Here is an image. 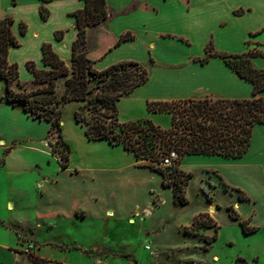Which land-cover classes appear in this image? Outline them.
I'll return each mask as SVG.
<instances>
[{
	"label": "crops",
	"instance_id": "1",
	"mask_svg": "<svg viewBox=\"0 0 264 264\" xmlns=\"http://www.w3.org/2000/svg\"><path fill=\"white\" fill-rule=\"evenodd\" d=\"M13 1L4 6L0 0V16L9 13L16 17L13 32L20 38L19 47L23 46L24 37L28 39L23 53H16L23 55L22 65L25 66L29 58H34L38 68H49L42 60L44 42L51 43L53 50L68 64L79 32L77 17L73 13L85 7V0ZM41 5L49 11L47 19L41 16ZM106 5L108 18L87 28L88 34L96 33L95 43L88 53L94 61L93 67L101 71L120 62L136 61L147 68L149 75L144 84L118 101L120 122L150 119L163 128H169L171 114L150 111L149 101L207 97L243 99L253 96L252 83L241 77L223 57L214 55L204 62L202 59L207 55L209 43H212L214 51L222 53L262 51L264 0H106ZM132 5L135 8L129 10ZM32 17L33 25L29 22ZM25 20L29 23L27 35L22 34L19 27ZM58 30L64 31L61 39L56 38ZM126 32H131L134 37L115 46L118 38ZM28 45L36 50L35 57L27 56ZM14 48L17 47H11L9 51L10 63L17 60L13 56ZM251 61L254 67L264 70V55L254 56ZM70 103H75L74 112L83 104L82 101H70L63 108ZM0 108L16 116V119L11 116L14 121L10 126L3 125L0 118V141L4 146H12L17 141L27 142L28 146H38L51 157V162H55L50 175L52 178L42 179L37 185L36 204L33 206L37 220L52 223L66 218L78 222L89 216L108 220L117 214L131 216L134 209L160 216L166 205L174 203L173 187L163 184L162 174L141 164V159L122 144L113 145L106 139H89L85 127L76 121L80 126H75V135L65 133L62 128L63 140L71 147L69 165L62 169L47 143L51 122L33 119L6 99ZM41 123L46 124L42 134ZM227 164L247 165L264 174L263 123L254 126L251 146L243 157L187 155L178 168L193 176L199 169L210 177L212 174L221 176L220 169ZM249 196L255 202L254 197ZM241 201L245 200H235L234 206ZM10 204L14 206V203ZM212 204L218 203L214 200L208 202L207 208L199 211L190 223L199 213L206 211H212V219L217 222V215H214L217 210ZM252 217L241 218L251 221ZM132 220L135 222L136 218L130 217L129 222ZM251 226L257 230L264 228V225ZM205 228L215 230V227H202V230ZM0 234V264H22L12 230L0 225ZM213 242L208 245L213 246ZM213 259L218 261L219 257Z\"/></svg>",
	"mask_w": 264,
	"mask_h": 264
},
{
	"label": "trees",
	"instance_id": "2",
	"mask_svg": "<svg viewBox=\"0 0 264 264\" xmlns=\"http://www.w3.org/2000/svg\"><path fill=\"white\" fill-rule=\"evenodd\" d=\"M49 2L52 0H41ZM132 5L130 9H134ZM43 19L49 17V11L41 5ZM77 17L78 37L74 41L70 66L53 50L52 44L42 45V60L48 69H40L34 61L26 63L34 74L29 83L19 78V65L10 63L8 56L11 47H19V39L13 32L15 22L12 16L0 18V79L6 82L5 98L16 105L20 103L33 119L51 122L52 134L57 130V140H49L53 151L57 152V144L63 145L59 150V164L62 169L69 165L70 144L62 137V106L70 101H82L83 105L75 113V120L85 127L89 139H106L113 145L122 144L127 150L135 153L137 159H149L145 164L157 170L163 176V184L173 187L175 204H188L186 187L192 173L184 172L178 167L169 173L168 168L160 166L162 158L171 150H175L179 158L178 164L187 155H218L224 158H241L249 150L253 128L258 123L264 124V70L253 66L251 58L264 55V52L252 49L244 54L222 53L213 50L212 43L206 47L207 55H219L243 78L253 85V96L243 99L204 98L181 99L173 101H149L148 109L153 112L170 113L171 126L163 128L150 119H139L120 122L118 117V101L144 84L148 79L147 68L136 61H124L107 69L97 70L94 61L88 56L90 38L87 28L101 23L109 16L106 0H85V7L73 13ZM22 34L27 32V24L20 22ZM56 38L64 36L63 30L56 32ZM131 32L122 34L115 43L130 40ZM93 41V40H91ZM66 77V86L60 98H55L56 81ZM95 81L94 86L90 84ZM17 87L18 89H16ZM94 93V96L91 94ZM89 111L91 118L85 114ZM66 151V153L64 152ZM240 200H250L243 191L237 189ZM208 201L212 197L208 196ZM229 215L238 220L246 234L257 231L249 220L242 219L234 205L227 207ZM193 226L215 227L212 236L204 237L210 244L218 237L220 226L205 212L199 213ZM129 257V255H124ZM39 260L35 258L34 262ZM236 264H248L244 257H238Z\"/></svg>",
	"mask_w": 264,
	"mask_h": 264
},
{
	"label": "rangeland",
	"instance_id": "3",
	"mask_svg": "<svg viewBox=\"0 0 264 264\" xmlns=\"http://www.w3.org/2000/svg\"><path fill=\"white\" fill-rule=\"evenodd\" d=\"M1 3L5 6L14 1L1 0ZM8 15L11 16L8 13L0 18ZM12 17L16 19L15 16ZM33 19L29 18L31 25L34 23ZM25 23L29 24L27 20ZM95 34L87 32L91 42L89 50L95 43ZM27 41L24 37L23 46L12 51L23 83H29L34 78L26 64L22 65L23 55H19L25 50L29 43ZM29 46L27 56L35 57L36 50ZM261 50L264 52V48ZM28 61L36 63L34 58H29ZM68 65H71L70 62ZM95 84L93 81L90 86ZM65 86L66 77L56 81L55 98H60ZM5 93L6 82L0 79V104L5 102ZM15 106L22 108L20 103ZM74 106L75 103L66 104L64 108L62 106V128L65 133L71 132L72 135L76 134L75 126H80L76 125ZM84 112L90 119L89 111ZM11 116L10 112L0 108L3 125H12L14 119ZM13 117L16 119V116ZM45 125L41 123L39 127L41 134ZM57 135V130L50 133L47 143L49 144V140L55 142ZM49 146L52 155L59 160V150L63 149V145L59 146L58 143L55 146L57 152L53 151L50 144ZM50 160L51 157L38 146H28L27 142L22 141L4 146V142L0 141V225L14 233L17 243L15 248L22 257V264H236L238 257L246 258L248 264H264V228L247 235L227 209V206L234 205V201L239 198V189L248 197L249 194L253 196L255 202L251 199L241 201L234 206L235 210L242 218L253 215L249 221L251 225H264V174L259 170L247 165L227 164L220 169L221 176L211 173L212 176L209 177L210 174L204 175L196 169L186 190L188 204L166 205L160 216L147 210L136 212L134 209L131 216L117 214L108 220L89 216L78 222L64 218L49 223L34 217L33 206L36 204L38 183L42 179L52 178L50 175L55 162ZM140 163L151 164V161L143 158ZM171 170L168 168L167 172ZM208 196L218 203L212 204L217 210L214 215H217L220 226L213 246L206 244L204 237L213 235L215 230H202L194 227L193 222L190 223L199 211L207 208L210 202ZM10 203H14V206ZM120 212L123 213L121 210ZM205 213L213 218L212 211ZM130 217L136 218L135 222H129ZM186 225L188 227L184 228ZM215 256L219 257L218 261L213 259ZM35 258L39 261L34 262Z\"/></svg>",
	"mask_w": 264,
	"mask_h": 264
},
{
	"label": "built area",
	"instance_id": "4",
	"mask_svg": "<svg viewBox=\"0 0 264 264\" xmlns=\"http://www.w3.org/2000/svg\"><path fill=\"white\" fill-rule=\"evenodd\" d=\"M178 158V153L175 150H171L162 158L161 166L171 169L178 167ZM146 247L149 248V245H146Z\"/></svg>",
	"mask_w": 264,
	"mask_h": 264
},
{
	"label": "bare ground",
	"instance_id": "5",
	"mask_svg": "<svg viewBox=\"0 0 264 264\" xmlns=\"http://www.w3.org/2000/svg\"><path fill=\"white\" fill-rule=\"evenodd\" d=\"M134 222V220H132V223Z\"/></svg>",
	"mask_w": 264,
	"mask_h": 264
},
{
	"label": "water",
	"instance_id": "6",
	"mask_svg": "<svg viewBox=\"0 0 264 264\" xmlns=\"http://www.w3.org/2000/svg\"><path fill=\"white\" fill-rule=\"evenodd\" d=\"M212 209H214V208H212Z\"/></svg>",
	"mask_w": 264,
	"mask_h": 264
}]
</instances>
